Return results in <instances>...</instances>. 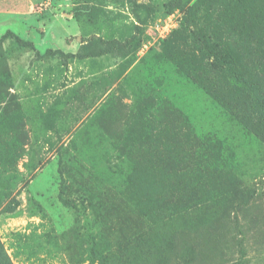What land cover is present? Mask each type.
<instances>
[{
  "label": "rangeland",
  "instance_id": "obj_1",
  "mask_svg": "<svg viewBox=\"0 0 264 264\" xmlns=\"http://www.w3.org/2000/svg\"><path fill=\"white\" fill-rule=\"evenodd\" d=\"M5 34L0 264H264V0H0Z\"/></svg>",
  "mask_w": 264,
  "mask_h": 264
},
{
  "label": "trees",
  "instance_id": "obj_2",
  "mask_svg": "<svg viewBox=\"0 0 264 264\" xmlns=\"http://www.w3.org/2000/svg\"><path fill=\"white\" fill-rule=\"evenodd\" d=\"M211 1V0H210ZM96 12H97V9L95 7H89L87 9H80V8H76V9H73L72 11V18H74L76 21H82L84 20V18H86V20L88 22H93L92 20H95V16H96ZM6 38V34L3 35L1 38H0V43ZM16 40L18 42H20V44H24V45H28L30 46V43H25V42H22L21 40H19L17 37H16ZM92 41V40H91ZM84 42H89L90 43V40L89 39H86ZM113 43H109L107 45V47L109 45H111ZM202 55L203 57L205 58H208V59H211V60H214V61H219V62H222L224 60H232V61H235L236 58H237V55L229 50H213L211 45L208 44V43H205L203 45V48H202ZM72 56V55H70ZM234 74V73H232Z\"/></svg>",
  "mask_w": 264,
  "mask_h": 264
}]
</instances>
